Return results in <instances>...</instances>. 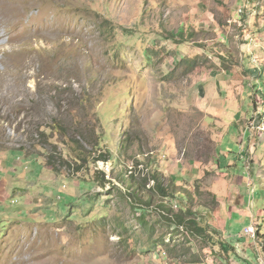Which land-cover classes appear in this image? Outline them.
I'll list each match as a JSON object with an SVG mask.
<instances>
[{"label":"rangeland","instance_id":"1","mask_svg":"<svg viewBox=\"0 0 264 264\" xmlns=\"http://www.w3.org/2000/svg\"><path fill=\"white\" fill-rule=\"evenodd\" d=\"M233 1L36 0L23 32L60 37L36 40L24 69L0 51V264H166L186 251L168 204L189 191L176 158L213 159L197 82L239 61ZM81 145L90 162L75 159Z\"/></svg>","mask_w":264,"mask_h":264},{"label":"crops","instance_id":"2","mask_svg":"<svg viewBox=\"0 0 264 264\" xmlns=\"http://www.w3.org/2000/svg\"><path fill=\"white\" fill-rule=\"evenodd\" d=\"M257 2L234 0L230 6L232 17L225 31L239 27V35H234L239 39V61L231 68L210 69L197 82L195 105L204 114V125L212 129L214 156L205 163L176 158L175 183L189 190L178 189L176 212L190 235L184 236L186 251L172 258L162 254L166 264H257L264 258V130L259 128L260 117L254 125L251 121L264 98V0L257 14L250 10ZM246 6V14H238ZM232 39L226 33L222 37L226 45ZM196 180L203 182L202 190L195 189ZM144 215L149 222V215ZM252 223L257 225V238L245 232Z\"/></svg>","mask_w":264,"mask_h":264},{"label":"bare ground","instance_id":"3","mask_svg":"<svg viewBox=\"0 0 264 264\" xmlns=\"http://www.w3.org/2000/svg\"><path fill=\"white\" fill-rule=\"evenodd\" d=\"M35 2L36 0H0V29H4V33H0V51L5 55L4 59L6 58L7 65L11 68L24 69L32 65V60L39 61L31 48L36 40L57 41L60 37L59 34H55L57 30L53 28L54 26L50 27L47 24L34 26L23 32V27L30 26L28 25L30 20L26 21V16L29 10L36 7ZM19 47L26 50H19Z\"/></svg>","mask_w":264,"mask_h":264},{"label":"built area","instance_id":"4","mask_svg":"<svg viewBox=\"0 0 264 264\" xmlns=\"http://www.w3.org/2000/svg\"><path fill=\"white\" fill-rule=\"evenodd\" d=\"M262 2L263 0H258L256 5L250 8L252 14L258 13V7L262 6ZM247 9H249L248 6L239 8L238 14H241V15L246 14ZM257 117L261 118V124L259 125V128L261 130H264V98L260 101V105L255 109V112L252 116L251 121L253 125H254V120H256ZM179 206H180L179 201L178 202L175 200L172 201L171 203L172 209H179ZM178 227H180V230L183 231V232L181 231L182 233H180V236L186 237L187 235H190V231L187 229V227L184 224H181ZM245 232L251 235L252 237L257 238V232H258L257 225L255 223L250 224L249 226L245 228ZM257 264H264V258H260Z\"/></svg>","mask_w":264,"mask_h":264},{"label":"trees","instance_id":"5","mask_svg":"<svg viewBox=\"0 0 264 264\" xmlns=\"http://www.w3.org/2000/svg\"><path fill=\"white\" fill-rule=\"evenodd\" d=\"M222 58L223 59H225V56H222ZM99 135H100V137H102L101 136V134H100V130H99V132H97ZM99 142V141H98ZM98 142L96 143V145L98 144ZM81 147H82V150H79L78 151V154H75V156H76V160L77 161H80V162H90L91 161V159H92V153L93 152H91V151H87V150H85L84 148H83V146L81 145ZM94 159L96 160V159H101V160H107L108 159V156H106V155H98V156H94ZM154 179H155V182H156V186H157V188L161 191V193H162V195L165 197V198H169L168 197V195L169 194H171V193H173V191L172 192H170V190L172 189H168V188H166L163 184H162V182H161V180H160V176L158 175V174H154ZM103 182L105 183L106 181H107V179L106 178H103ZM172 195V194H171ZM175 201H177L178 202V200H176V198H175ZM179 213H177L176 211H175V224H177L178 226L180 225V224H183V221H182V219L180 218V216L178 215ZM145 217V216H144Z\"/></svg>","mask_w":264,"mask_h":264}]
</instances>
